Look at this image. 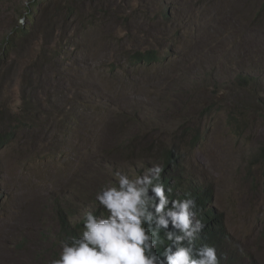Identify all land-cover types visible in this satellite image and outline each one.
Returning a JSON list of instances; mask_svg holds the SVG:
<instances>
[{
    "label": "rangeland",
    "instance_id": "rangeland-1",
    "mask_svg": "<svg viewBox=\"0 0 264 264\" xmlns=\"http://www.w3.org/2000/svg\"><path fill=\"white\" fill-rule=\"evenodd\" d=\"M94 1L0 0V264H47L110 170L166 151L177 195L264 264V0Z\"/></svg>",
    "mask_w": 264,
    "mask_h": 264
},
{
    "label": "clouds",
    "instance_id": "clouds-1",
    "mask_svg": "<svg viewBox=\"0 0 264 264\" xmlns=\"http://www.w3.org/2000/svg\"><path fill=\"white\" fill-rule=\"evenodd\" d=\"M163 172L143 162L110 170L112 179L73 221L78 230L57 241L47 264H222L223 254L204 239L196 199L188 191L175 196Z\"/></svg>",
    "mask_w": 264,
    "mask_h": 264
},
{
    "label": "trees",
    "instance_id": "trees-1",
    "mask_svg": "<svg viewBox=\"0 0 264 264\" xmlns=\"http://www.w3.org/2000/svg\"><path fill=\"white\" fill-rule=\"evenodd\" d=\"M94 2H98L95 0ZM106 4V3H105ZM91 5V4H90ZM73 8H76L75 6ZM105 8L107 6L105 5ZM168 6H162L157 14V20L159 22H165V19H168ZM104 11L95 10L93 14H91V18L98 16L100 18V14H103ZM161 58L160 52H158L153 46H150L144 50H137L134 52H128L126 55V59L128 60L129 65L135 64H150L159 62ZM9 138V135L6 133L0 134V144L3 143L6 139ZM164 172L162 173V177L166 184H170L173 188L174 195L177 197H183L184 192L177 195V185L176 180L179 177L180 165L177 163V159L170 152H165L162 157ZM191 192V191H188ZM194 198L197 194L191 192ZM197 204L202 208L205 200L199 196L196 198ZM203 222L206 227L204 230V239L208 243L215 244L218 248L219 253L223 254L224 259L222 260V264H242L241 263V255L238 256L232 251H228L225 247V240L227 238L226 230L224 229L223 223L221 221V216H216L211 210L203 211ZM78 225L74 227L73 222L68 220V218L62 219L60 226V238L65 235L74 234L76 230H78Z\"/></svg>",
    "mask_w": 264,
    "mask_h": 264
},
{
    "label": "bare ground",
    "instance_id": "bare-ground-1",
    "mask_svg": "<svg viewBox=\"0 0 264 264\" xmlns=\"http://www.w3.org/2000/svg\"><path fill=\"white\" fill-rule=\"evenodd\" d=\"M12 221V220H11ZM11 221H5V220H2V221H0V222H2V224H3V226H5L6 227V225L8 226V228H9V226L11 225L12 226V223H11ZM14 222V221H13ZM14 225V224H13ZM12 228V227H11ZM7 229V228H6ZM1 230V229H0ZM3 233H4V231H3ZM3 237V236H2ZM1 251V250H0ZM1 254V253H0ZM3 256V255H2ZM3 259V258H2ZM1 259V260H2ZM3 261V260H2Z\"/></svg>",
    "mask_w": 264,
    "mask_h": 264
}]
</instances>
